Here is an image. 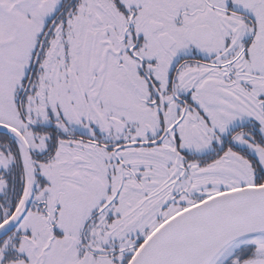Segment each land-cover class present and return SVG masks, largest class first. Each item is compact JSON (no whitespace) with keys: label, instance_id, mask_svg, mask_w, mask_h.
<instances>
[{"label":"snow or ice","instance_id":"6c2138e0","mask_svg":"<svg viewBox=\"0 0 264 264\" xmlns=\"http://www.w3.org/2000/svg\"><path fill=\"white\" fill-rule=\"evenodd\" d=\"M0 264H264V0H0Z\"/></svg>","mask_w":264,"mask_h":264}]
</instances>
